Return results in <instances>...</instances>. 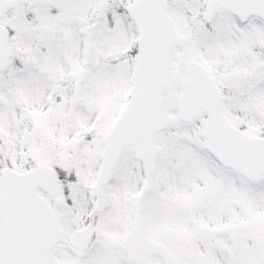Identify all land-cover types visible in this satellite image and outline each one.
<instances>
[{
    "label": "snow or ice",
    "instance_id": "obj_1",
    "mask_svg": "<svg viewBox=\"0 0 264 264\" xmlns=\"http://www.w3.org/2000/svg\"><path fill=\"white\" fill-rule=\"evenodd\" d=\"M0 264H264V0H0Z\"/></svg>",
    "mask_w": 264,
    "mask_h": 264
}]
</instances>
